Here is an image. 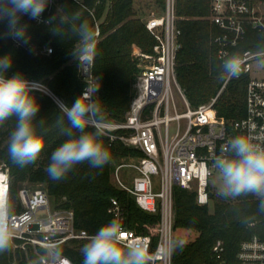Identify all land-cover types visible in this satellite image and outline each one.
<instances>
[{"label": "trees", "instance_id": "trees-1", "mask_svg": "<svg viewBox=\"0 0 264 264\" xmlns=\"http://www.w3.org/2000/svg\"><path fill=\"white\" fill-rule=\"evenodd\" d=\"M137 0H82L83 19L95 31L99 23L101 37L96 42L93 74L98 83L95 98L101 101V116L105 123L122 124L127 121L137 94L140 68L134 55L135 49L150 53L157 40L143 19L144 14L135 9ZM163 11L166 0H155ZM258 1V0H253ZM264 2V0H261ZM77 7L76 0H58L45 21L57 13L58 8L69 11ZM209 0H176V27L181 31V49L177 55V79L186 98L193 108L210 103L222 88L225 76L223 61L218 57L216 38L221 30L209 19ZM21 25H27L28 42L16 45L14 39L4 36L7 21H0V56L11 53L14 63L7 77L20 73L29 82L48 85L64 106L71 107L82 96L86 83L79 76L78 59L72 52L73 42L53 35L46 23H37L23 16ZM45 47L53 49L51 54L42 53ZM246 50H264V33L248 28L245 38L233 50L242 54ZM251 79L248 74L232 79L218 97L215 110L224 118L230 131L245 115L247 86ZM40 105L37 117L38 130L47 140L45 150L34 163L24 167L14 164L7 155L8 137L15 125L11 118L0 125V164L10 173L9 195L14 204L15 214L24 208L19 196L25 183L44 185L57 209L73 210L75 226L89 235L112 216L108 210L112 198L117 199L124 209L123 226L140 235H149L156 246L159 241L160 216L139 208L135 199L123 188L117 186L113 177L123 159L133 153L141 157L139 150L126 145L120 137H102L111 152V159L102 169L79 164L60 181L50 180L45 171L52 151L65 139L63 129L67 118L61 106L49 95L34 90L32 93ZM43 121L42 127L39 122ZM113 136L127 135L126 130L109 132ZM213 194L210 205L200 206L195 191L174 188V237L182 238L186 245L182 251L173 253L172 264H240L238 251L244 240L257 235L264 239V214L257 212V201L253 197L225 200ZM87 240H72L63 247V255L75 264H83L81 247ZM218 241L223 244L221 258L214 253ZM14 242H19L15 239ZM40 248H37L39 250ZM29 259L24 250L11 248L0 253V264H12L16 258L19 264H31L36 255L28 246Z\"/></svg>", "mask_w": 264, "mask_h": 264}, {"label": "built area", "instance_id": "built-area-1", "mask_svg": "<svg viewBox=\"0 0 264 264\" xmlns=\"http://www.w3.org/2000/svg\"><path fill=\"white\" fill-rule=\"evenodd\" d=\"M58 0L50 3L40 20L51 14ZM210 15L208 19L221 30L216 38L218 57L222 61L233 54L245 38L248 28L264 33V2L261 0H209ZM176 0H166L164 16H152L146 22L147 29L154 34L157 43L150 53L135 49L140 73L137 94L127 114V121L122 124L102 122L105 135L120 139L128 146L142 154L137 164L132 165L136 176L131 186H126L115 172V179L136 201L139 208L150 214L160 216L158 228L159 241L153 245L149 235H140L124 227L125 239H142L150 241V248L155 254V264H172L173 253L156 254L158 245L165 239L174 237V188L195 191L197 203L208 206L211 203L210 186L212 184L211 164L220 146L232 135L247 131L252 125L257 130L264 128V78H254L251 73L255 62L264 60V50H246L244 71L238 77L250 75L247 86L246 112L236 123L235 131H230L224 118L215 110L218 97L232 79L225 77L218 95L208 104L193 108L177 79V55L181 49L176 27ZM95 31L96 42L101 37L99 23ZM16 45H21L14 40ZM53 49L45 47L42 53L51 54ZM94 59L84 65L78 60L79 76L86 83V88H98L93 74ZM33 83V82H30ZM37 83V82H34ZM83 91V93L85 92ZM38 91H43L38 89ZM82 93V94H83ZM176 93L181 98L177 101ZM49 96H53L46 92ZM95 98V97H94ZM117 129L127 131V135L113 136L109 132ZM1 191H10L9 169L0 170ZM19 196L23 212L16 214L18 231L16 239L25 240L35 248H41L44 237L55 233L63 245L72 240H87L90 236L85 230L75 226L73 210L57 209L45 190L21 189ZM112 218L124 222V209L120 202L112 198L108 210ZM223 244L218 241L214 253L221 258ZM64 256V255H63ZM60 264H75L68 257ZM240 264H264V239L255 235L244 240L238 251Z\"/></svg>", "mask_w": 264, "mask_h": 264}, {"label": "clouds", "instance_id": "clouds-1", "mask_svg": "<svg viewBox=\"0 0 264 264\" xmlns=\"http://www.w3.org/2000/svg\"><path fill=\"white\" fill-rule=\"evenodd\" d=\"M50 0H0V21H7L4 36L27 43V25H21L23 16L40 20ZM69 11L58 8L57 13L43 21L53 35L73 42L71 54L81 65L90 64L97 54L96 37L87 20L83 19L82 0ZM14 63L9 53L0 56V125L15 118V125L8 137L7 155L16 165L34 164L47 145L46 136L38 130L37 117L40 105L32 94L41 85L30 83L20 73L7 77ZM245 58L232 54L226 58L221 70L227 78H238L244 71ZM98 88H87L71 107L61 106L67 127L65 139L52 151L45 169L50 180L60 181L79 164L87 163L102 169L111 159L105 145L101 101L96 96ZM43 121L39 122L42 127ZM212 183L217 195L228 201L253 197L258 202L257 212L264 214V128L252 125L247 131L230 136L221 146L211 164ZM18 231L14 204L7 192L0 191V253L8 251ZM63 243L55 233L45 236L33 264H60ZM186 241L179 237L163 240L156 254L167 255L182 251ZM83 264H155L156 256L150 241L125 239L121 220L113 218L96 233L90 235L81 247Z\"/></svg>", "mask_w": 264, "mask_h": 264}, {"label": "rangeland", "instance_id": "rangeland-1", "mask_svg": "<svg viewBox=\"0 0 264 264\" xmlns=\"http://www.w3.org/2000/svg\"><path fill=\"white\" fill-rule=\"evenodd\" d=\"M135 9L139 12V13H143V19L146 21L148 18L152 17V16H164L165 11H163L161 9V7L156 3L155 0H137L135 2ZM252 77L254 78H264V60L255 62L253 65V71L251 73ZM38 85H41V87L39 89L44 90L45 92H43L44 94L49 93L52 96V98L60 105V106H64L63 103L58 99L57 96H55V94L49 89L48 85L43 84V83H37ZM48 95V94H47ZM176 98L177 101L180 102L181 106V98L179 96L178 93H176ZM139 161V158L136 157L133 153H131L128 157L123 159V164L119 165L117 169H119V176L120 179L123 181V183L126 186H131L133 183V179L136 176V170L135 168L132 166L134 164H137ZM2 169H6V167L4 166V164H0V170ZM113 181L114 183L120 187L119 183L116 181L115 176L113 177ZM213 186V183H212ZM44 185L42 184H34V183H25L21 188L22 189H27L29 191H33V190H44ZM121 188V187H120ZM213 188L216 191V188L213 186ZM217 192V191H216ZM211 210L214 209V205L211 202L210 205ZM19 242H13V248L14 250H24L26 252V257L29 259V250H28V246H31L34 249V254L36 255L37 253V248H35L33 245H30L28 243H26L25 240H21L18 239ZM12 264H19V261L15 258L12 262ZM33 264V263H31Z\"/></svg>", "mask_w": 264, "mask_h": 264}, {"label": "bare ground", "instance_id": "bare-ground-1", "mask_svg": "<svg viewBox=\"0 0 264 264\" xmlns=\"http://www.w3.org/2000/svg\"><path fill=\"white\" fill-rule=\"evenodd\" d=\"M0 178H1V176H0ZM0 187H2L1 183H0ZM0 191H1V189H0Z\"/></svg>", "mask_w": 264, "mask_h": 264}, {"label": "water", "instance_id": "water-1", "mask_svg": "<svg viewBox=\"0 0 264 264\" xmlns=\"http://www.w3.org/2000/svg\"><path fill=\"white\" fill-rule=\"evenodd\" d=\"M210 196L212 197V196H213V194L211 193V194H210Z\"/></svg>", "mask_w": 264, "mask_h": 264}]
</instances>
